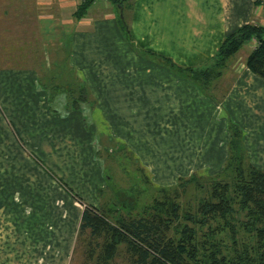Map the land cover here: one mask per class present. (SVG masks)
<instances>
[{
    "label": "crops",
    "instance_id": "crops-1",
    "mask_svg": "<svg viewBox=\"0 0 264 264\" xmlns=\"http://www.w3.org/2000/svg\"><path fill=\"white\" fill-rule=\"evenodd\" d=\"M80 1L0 0V46L21 43L19 46L27 47L16 50L55 52L49 61L44 59L45 64L41 61L43 68L53 67L55 60H61L56 47L64 49V27H71L69 73L80 86L76 89L69 81L62 93L73 96L65 97V101L59 99L62 93L58 96L57 88L52 89L55 76L46 78L45 87L38 86L37 62L20 59L26 63L21 67H32L28 73L0 69L1 107L28 150L40 158L41 171L47 165L84 203L98 208V190L103 188L104 180L97 152L105 144L104 129L112 140H122L140 159L153 181L168 183L176 177L177 159L184 160L185 168L192 170L208 161L207 155L214 154L211 149L215 154L219 152L226 117L215 115L224 110L233 118L239 115L261 125L257 130L249 129L253 144L248 148L254 157L249 161L264 169V81L240 59L234 71H225L233 78L230 89L219 98L214 89L201 93L192 80L180 75L185 72H177L168 62L182 69L209 65L228 33L253 23L264 13V0H123L121 9L112 0H94L84 16L74 18ZM119 22L127 24L128 35ZM61 102L62 111L58 109ZM219 103L222 110L217 108ZM236 119L233 121L238 122ZM162 123L168 127H162ZM182 131L208 133L205 138H195L190 134L184 137ZM190 139L196 140L197 145H190ZM212 139L219 142L209 146ZM212 158L215 161L214 155ZM48 177L58 190L51 194L50 202L38 206L40 217L35 215L33 219L18 221L19 224L12 217L14 221L10 219L9 225L15 231L21 226L51 227L48 237L41 234L40 238L51 244L55 253L46 252L41 257L66 264L83 207L49 174ZM58 199L64 201L63 206H58ZM46 213L52 221L55 213V224L48 225Z\"/></svg>",
    "mask_w": 264,
    "mask_h": 264
},
{
    "label": "trees",
    "instance_id": "trees-1",
    "mask_svg": "<svg viewBox=\"0 0 264 264\" xmlns=\"http://www.w3.org/2000/svg\"><path fill=\"white\" fill-rule=\"evenodd\" d=\"M93 1L81 0L73 12L74 18L84 16ZM112 1L120 5L123 2ZM119 23L128 35L127 24ZM251 38L258 45L250 50L245 65L264 79V25L252 22L228 33L205 67L182 69L168 62L207 92L214 80L225 73L230 58ZM128 40L131 44L130 35ZM61 82L55 79L52 85L55 88L69 84ZM228 124L229 154L223 170L206 178L192 174L181 182L184 189L186 185L201 188V181H206L207 195L199 199L195 210L181 208L180 184L158 189L161 195L154 197L152 203H142L144 208L138 207L142 212L132 215L120 210L118 205L122 203L118 199L105 206L107 196L102 199L99 195L98 208L84 203L57 179L83 205L77 236L87 241L85 256L94 264H110L123 245L132 264H264V169L248 160L242 129L235 123ZM36 161L41 164L37 158Z\"/></svg>",
    "mask_w": 264,
    "mask_h": 264
},
{
    "label": "rangeland",
    "instance_id": "rangeland-1",
    "mask_svg": "<svg viewBox=\"0 0 264 264\" xmlns=\"http://www.w3.org/2000/svg\"><path fill=\"white\" fill-rule=\"evenodd\" d=\"M74 6L75 5L72 6L73 9ZM51 14L52 11L51 9H49L48 15L51 16ZM253 23L264 25V13L258 15V19L254 20ZM50 26H53V24L51 23ZM64 28L67 32L65 38L61 40L64 49L56 47V49H58L57 52L59 53L58 55L60 56L61 60H55V62H53V67L50 66L47 68H43L41 61L43 60L45 64L46 62L44 59L48 58L47 61H49L50 59H52L51 55L52 57H54L55 52L49 51L36 53L32 51L26 52L16 50L27 47L19 46L21 44L19 43L15 46H0V69L23 70L28 73L30 72V68L32 67L28 66L26 68H23L20 65H26V63L24 61H20V59L25 60L27 58L33 64L37 62L35 64V71L37 72V76L39 79V87H45L44 84H46V78L53 74L57 78L58 82L60 80L63 82V85H67L70 81L69 85H74V87L77 89L80 84L77 81L78 79L70 74L72 73V69L69 66V59L71 54V34H69V32L71 31V27L65 26ZM61 29L62 28L60 27L59 32L61 31ZM55 32L58 31L53 30V33ZM257 45V40L255 38H251L232 58H230L228 64L226 65V70L232 69L234 71L237 64L236 61H239L240 59L242 61L245 60L250 50L257 47ZM36 54H38L37 57ZM14 65H16L15 68L12 67ZM27 73H24L23 75L26 76ZM57 75L61 79L57 77ZM225 75L227 76V78ZM231 75L232 74L230 73L222 74L220 77L214 80L213 85L210 89H214V92L219 95V98H222V96L224 97L226 91L230 89V82L233 78V76ZM261 79L264 81L263 78ZM53 83L54 81L52 82V84ZM214 85L215 88L213 87ZM64 87L65 86L61 87V85L55 87L58 89V96L62 93V90H65ZM52 89H54V87H52ZM210 89H208L209 92ZM46 90L48 89L46 88ZM49 92L50 91L48 90V93ZM200 92L203 93L201 89ZM67 96L71 97L73 95H70V93L68 92H66L65 94L62 93L59 99L61 101H65V97ZM80 96L84 97V95ZM63 103L64 102H61V105L59 104L58 106V109H61L60 111H62ZM217 108H221L222 110L221 103L217 104ZM228 112V110H224L218 112L215 115V117L219 116L222 118L224 114V116L226 117L224 136L222 138V135H220L221 137L219 144L221 146L219 147V149H217L219 150V152L215 154V152L210 148L214 153L213 155L215 156V161L212 162V159H214L212 158L213 155L208 154L205 158L208 159L206 163L204 162L203 164H197L195 165V167H197H192L193 169L191 170V168H185L186 163L184 162V160L177 159L175 165L176 172H174L176 177L172 182L171 180H168V183L153 181L151 172L148 171V168L140 162V159L136 157L134 153L125 146L122 140H112L109 132L104 129L102 133H105V136H103L102 138V143L104 142L106 145H102L103 147L98 150L97 156L102 161L101 167L104 180V186L102 189L98 190V196L100 195L102 199L103 197L107 196L108 204H106L105 206L110 205V203H116L115 199L116 201L118 199V203L119 200L122 203V205H118V207L123 211L124 214L131 213L132 215H139L140 212H142L140 211V209L142 208L139 209L138 207L142 205V207L144 208V203L149 204L150 201L152 203L154 197L161 195L157 191L158 189L172 187L174 185L176 186L180 184V196L178 200L181 208L183 209V211L189 210L190 208L191 210H195L199 199L207 195V183L206 181H201V188H195L191 185H186L184 189H182L181 182L184 179L192 176V174H194L196 177L203 176L204 178H206V176H215L223 170L229 154V122L237 124L242 129L243 147L247 153L248 160H254V157H251L248 148L249 145L253 144V137L251 136L250 138V136H248V133L250 128L257 130V127L261 125L256 123L252 124V122H250L249 120L246 121L247 117H244L246 118V120L239 115H236V117L233 118L228 114ZM238 116L240 117L239 119ZM258 117L261 118L260 116ZM233 119L239 121L235 122L233 121ZM194 122L195 121L192 122L193 125ZM164 125L168 127L167 123H162V127H164ZM262 132L264 133V125L262 128ZM182 133L184 137L185 135L190 134L195 138H198L200 136L205 138L207 137L208 132L198 133L197 131H193L189 133V131H182ZM18 139L21 140V145ZM183 140H185V138ZM218 142L219 141H217L216 143ZM221 142L223 143V145ZM216 143L214 142V139H212L209 146ZM190 145H197V141L190 139ZM27 147L28 145L24 143V141L20 138V135L15 131L13 122L11 121L10 117L5 114L0 104V264H16V261H23V263L29 261L30 264H60V260L58 259L41 257V255H44V253L46 252L49 254L54 252L55 248H52L51 244L44 243V238L43 240L40 238L41 234H43V236L46 234L44 237H48L47 232H50L52 230L51 227L47 228L44 226H37L30 229H25L21 226L15 231V228L9 225L10 219H12L13 221L15 219V221L19 224L18 221H24L31 218L33 219L35 215L39 216L40 209L38 208V206L42 203L50 202V198L52 197L51 194L53 192H56L57 189L54 182L49 179L48 174L50 178L56 181L59 178L55 173L51 171L52 169L47 167V165H45L44 171H41L43 165L42 163L40 164L36 161V158L38 159L39 157H37V155L32 151H29ZM220 151L224 152V156L220 155ZM38 160L40 161V158ZM61 182L63 181L61 180ZM65 185L69 186L67 183ZM63 189L65 190V188ZM56 203H58V206L64 205V201L62 199H58ZM15 215H17L18 218ZM47 215H49V213L45 214V218L48 219L49 222L48 225L51 223L55 224V213L52 214L53 221L51 218L49 219ZM77 233L78 228L76 231V237L72 251L66 257V264H94L91 258H87L85 256V253H87V241H83L81 238H79V236H77ZM62 252L64 253L65 250H62ZM23 257H32L33 259H23ZM110 264H132L123 245L121 246L119 253H117Z\"/></svg>",
    "mask_w": 264,
    "mask_h": 264
},
{
    "label": "water",
    "instance_id": "water-1",
    "mask_svg": "<svg viewBox=\"0 0 264 264\" xmlns=\"http://www.w3.org/2000/svg\"><path fill=\"white\" fill-rule=\"evenodd\" d=\"M117 6L120 7V9H121V5L120 4H117ZM120 18L123 19V15H122L121 10H120Z\"/></svg>",
    "mask_w": 264,
    "mask_h": 264
}]
</instances>
